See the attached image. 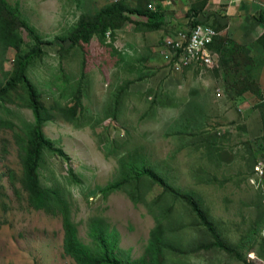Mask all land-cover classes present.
<instances>
[{
    "label": "rangeland",
    "instance_id": "1",
    "mask_svg": "<svg viewBox=\"0 0 264 264\" xmlns=\"http://www.w3.org/2000/svg\"><path fill=\"white\" fill-rule=\"evenodd\" d=\"M8 1L44 38V52L31 62L27 80L0 97V264H77L64 251L66 216L86 246L92 242L89 222L98 226L103 220L108 242L128 264H143L155 238L157 250L164 246L166 264H264V191L250 166V149L262 159L263 142L236 125L231 96L245 78L232 52L247 45L225 36L229 51L218 68L174 73L163 44L184 27L202 23L221 31L228 23H218L215 14L193 18L209 12L207 5L191 1L163 6L167 19L161 29L129 15L121 28L71 48L68 34L81 14L114 0ZM127 1L142 6V0ZM151 3L152 10L158 8ZM22 36L29 53L34 41L27 31ZM17 56L0 34L4 85L19 73ZM203 80L210 84L203 83L208 92L202 94L194 85ZM31 85L47 109L44 135L63 153L44 154L40 180L49 199L43 207L31 201L23 185L19 154V137H29L36 119ZM214 136L216 153L210 156L212 139H203ZM136 150L142 153L135 158L138 164L150 160L201 203L226 246L216 243L186 199L159 198L160 184L141 202L114 187L123 177V152Z\"/></svg>",
    "mask_w": 264,
    "mask_h": 264
},
{
    "label": "trees",
    "instance_id": "2",
    "mask_svg": "<svg viewBox=\"0 0 264 264\" xmlns=\"http://www.w3.org/2000/svg\"><path fill=\"white\" fill-rule=\"evenodd\" d=\"M152 1L157 4V9H149V5L153 7ZM166 1L142 0L141 6V3L140 5H136L129 3L127 0H114L112 3L93 12L82 13L68 34L70 46L71 48L82 47L89 44L91 39L96 35H103L110 30L121 28L126 21L130 20L129 15L140 17L150 29H161L166 25V16L163 13L165 11H162L163 3ZM208 2V0H200V4L204 6L208 5ZM257 18L264 23V12L259 13ZM24 31H27L30 39L34 41L32 44L34 47L29 53L24 49V38L22 36ZM0 34L5 42L17 49V59L20 66L17 77L7 81L5 85L0 82L1 97L27 80L31 62L40 57L44 52V38L24 19L21 9L18 6L12 5L8 0H0ZM222 38L218 37L211 47L220 54V58H222V54L227 53V45L229 44L228 41L224 42ZM249 52L250 50L246 46L241 50L232 52L236 66H239L238 57L243 61H250ZM242 82L243 85L237 90L238 93L249 90L262 100L258 108L262 114L264 134V100L260 84L248 78H243ZM30 89L32 108L35 111L36 119L35 123L29 124V137L27 139L22 136L19 137V154L25 170L23 185L30 192L31 201L43 207L49 199L47 195L48 191L41 185L40 180V168L44 154H52L54 150L60 155L63 153L59 149L56 150L54 142L45 137L43 127L45 122L44 113L47 112V109L37 89L33 85L30 86ZM209 138L212 139V143L207 144V146L211 152L209 155L212 156L216 153V137H207L203 140H208ZM262 142L264 149V137ZM123 153L124 155L119 160L123 177L113 183L115 188L122 189L133 201L141 202L154 184H160L164 191L159 198L165 197L168 199L177 197L186 199L188 204H192L198 217L209 226L216 243L219 246H226L214 224L209 221V217L204 215L201 203L194 202V199L188 192H184L181 188L175 186L166 174L164 175L160 170H156L155 166L150 163V160L146 161L143 159V165L138 164L135 158L137 156L142 158V153L138 152V150L131 153L124 151ZM250 153H252V165L250 166L254 167L259 163L260 159L256 157L251 149ZM242 159L245 160L244 156ZM98 222V226H94V223L89 222V233L92 237V242L90 246H86L78 237L76 224L69 216H66L64 221L65 253L74 258L77 264H128L115 253L114 247L108 242L103 220L98 219ZM157 242L158 239L155 238L149 250V257L148 259H144L143 264H166L163 254L164 246L162 249L157 250Z\"/></svg>",
    "mask_w": 264,
    "mask_h": 264
},
{
    "label": "crops",
    "instance_id": "3",
    "mask_svg": "<svg viewBox=\"0 0 264 264\" xmlns=\"http://www.w3.org/2000/svg\"><path fill=\"white\" fill-rule=\"evenodd\" d=\"M191 1L200 0H167L163 3V6H176L187 5ZM206 1V0H203ZM207 8L205 13L197 12L193 18L200 16V18H207L209 14H215L217 22L223 24L228 23L221 31L222 37H231L238 44H245L249 48L250 61H243L238 67H240V74L242 77L250 80H255L260 84L264 100V23L257 18L259 13L264 12V0H208ZM223 6V7H221ZM174 8L170 11L172 12ZM223 10V13L221 12ZM167 19V18H166ZM192 19L188 18V20ZM188 22V21H187ZM218 22V23H219ZM181 27V26H180ZM244 45V46H245ZM208 88L209 81H202L197 83L195 89L202 94L208 92L205 85ZM222 82V81H221ZM226 83L223 80L222 84ZM223 89V88H221ZM223 95L226 98V92ZM220 92V91H219ZM222 95L221 92L217 93ZM222 95V96H223ZM221 96V97H222ZM234 99V111L236 117V125L242 126L241 129L245 135L251 139H263V120L260 109L258 108L259 103L262 102L253 92L244 91L238 93L237 90L231 95ZM230 97V96H229ZM264 158V155L262 156ZM261 159V158H260Z\"/></svg>",
    "mask_w": 264,
    "mask_h": 264
},
{
    "label": "built area",
    "instance_id": "4",
    "mask_svg": "<svg viewBox=\"0 0 264 264\" xmlns=\"http://www.w3.org/2000/svg\"><path fill=\"white\" fill-rule=\"evenodd\" d=\"M149 8H152V5H149ZM218 37H221L220 31L202 23L169 34L163 40L166 64L174 73L194 68H218L221 63L220 54L211 48ZM255 168L257 181H253L264 191V158L260 159Z\"/></svg>",
    "mask_w": 264,
    "mask_h": 264
}]
</instances>
